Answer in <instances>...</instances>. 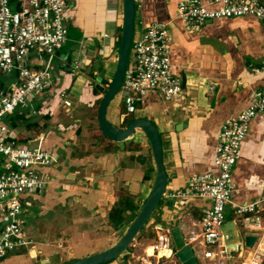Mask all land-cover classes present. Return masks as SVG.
Returning a JSON list of instances; mask_svg holds the SVG:
<instances>
[{"label":"crops","instance_id":"0c3cea01","mask_svg":"<svg viewBox=\"0 0 264 264\" xmlns=\"http://www.w3.org/2000/svg\"><path fill=\"white\" fill-rule=\"evenodd\" d=\"M65 1V24L74 32L69 36L67 29V40L53 62L54 85L33 98L28 107L19 109L12 119L9 116L4 119L7 127L5 137L19 146L31 149L41 146L57 154L55 166L40 169L49 178L47 188L22 197L37 199L46 207L44 212L54 205H61L63 211L69 213L77 204L79 210L87 212L86 220L93 225L89 227L94 231L91 239L103 238L108 244L106 251L133 222L115 227L109 218L111 210L127 200L126 209L130 212L124 218L128 220L132 211L137 215L154 186L155 167L144 134L136 131L121 143L99 140L96 134L98 97L91 94L90 85L97 77L106 78L108 65L115 66L120 48L122 1ZM134 1L133 40L141 36L147 24L165 25L172 37V75L182 82L183 78L186 86L170 102L151 94L143 107L136 110L148 115L147 119L164 135V143L161 144L167 189L149 219L147 225L150 226L146 225L136 235L118 259L123 264H139V260L152 255L149 250L156 236L155 228H160V224L167 229L178 227L183 235L189 230H200L201 217L210 208L208 201L200 198L173 200L169 195L186 187L187 180L194 175L217 173L214 146L220 127L237 121L240 112L251 103L253 93L264 89V71L253 72L254 69L260 70L264 62V24L261 21L249 16L221 18L207 21L199 30L191 32L178 19L177 6L182 0ZM202 2L209 7L210 0ZM18 3L19 0L11 1L13 10L18 8ZM98 59L103 64L97 63ZM72 62L75 65L69 72L67 68H71ZM43 64V60L33 53L27 59L26 67L37 71ZM8 75L10 79L0 81V89H9L11 85L20 83L17 71ZM105 80L108 82V78ZM61 90L67 95L69 92L71 99H78L84 108L82 111L76 105L75 109L81 115L73 124L60 130L59 109L71 111L74 108V102L70 100V109L63 106L59 99ZM124 114L125 111L118 113L115 109L111 112L117 125L122 124ZM67 129L72 132L71 137L63 136ZM33 143L36 147H32ZM146 147L149 154L145 152ZM71 174H78L75 175L78 178L74 175L68 178ZM231 178L235 189L231 203L225 208L226 222L235 220L241 229L234 213L235 207L254 203L260 209L264 224V113L251 121ZM76 235L78 240L89 236L84 230L73 232L70 239L61 237L57 248H63L64 242L73 241ZM28 241L32 243L30 239ZM27 247L20 248L22 252L9 253L2 261L4 264L6 260V264H41L44 260L49 264H64L74 261L68 256L66 259L50 255L43 257L33 246ZM246 249L238 244L236 249L228 251L225 246V262H245L239 253L245 257ZM150 260L154 262L153 258Z\"/></svg>","mask_w":264,"mask_h":264},{"label":"built area","instance_id":"2783aa9c","mask_svg":"<svg viewBox=\"0 0 264 264\" xmlns=\"http://www.w3.org/2000/svg\"><path fill=\"white\" fill-rule=\"evenodd\" d=\"M209 7L202 0H182L177 6L178 19L191 32L207 21L221 18L249 16L264 24V0H210ZM66 18L65 0H19L16 10L10 0H0V72L17 71L20 79L19 84L0 89V261L31 244L22 236L26 224L22 196L46 189L49 178L40 169L58 163L57 154L50 149L26 148L7 140L4 119L28 107L33 98L54 85L53 62L68 36ZM171 43L170 33L160 23L147 24L141 36L132 40L131 57L118 90L125 117L143 107L151 94L164 102L181 94L182 81L175 79L171 71ZM33 53L44 62L37 71L26 67ZM260 71H264V62L260 70H253ZM59 99L65 108H71L66 91L59 92ZM261 113H264V89L253 93L251 103L240 112L237 121L220 127L214 146L217 173L194 175L187 180L186 187L169 195L173 200L200 198L210 204L201 217L200 230L182 234L199 264H227L221 226L226 222L225 208L231 203L235 189L231 172L241 156V143L247 137L251 121ZM234 213L245 235L257 237L253 248L245 250V257L239 253L245 259L239 264H264V224L258 205H240ZM155 232L150 247L152 255L139 260V264H180L169 229L155 228Z\"/></svg>","mask_w":264,"mask_h":264},{"label":"water","instance_id":"95a60500","mask_svg":"<svg viewBox=\"0 0 264 264\" xmlns=\"http://www.w3.org/2000/svg\"><path fill=\"white\" fill-rule=\"evenodd\" d=\"M122 1V27L121 38L119 43V51L115 63V69L113 72L112 80L108 85L106 91L103 93L97 108V125L104 138L114 143H121L131 138L135 132L141 131L145 135L149 148L152 152V158L155 167V180L153 188L150 190L140 212L133 219L131 225H129L126 232L122 237L106 251H102L97 254L90 255L86 258L77 259L76 261L67 262L64 264H109L111 261L119 259L127 251L136 235L141 232L145 224L149 221L154 210L158 206L160 200L165 196V190L167 189V174L162 160L163 150L159 136V132L156 126L148 119H139L134 117L131 119L127 115L126 125L123 128H117L113 126L108 120L107 110L110 102L117 94L120 85L123 83L125 70L128 63V54L131 50V43L134 33V19L136 16L135 1L134 0H121ZM74 62L71 64V68H67L71 72L74 67ZM182 90L186 86L185 80L182 78ZM97 86L103 89L102 78L97 77L95 79ZM177 131V129H176ZM235 220L225 222L221 226V232L224 235V244L228 251L230 249H236L240 244L244 248L251 249L257 237L254 235H245L243 230L239 229ZM162 228L161 224L158 225ZM169 234L172 239L174 250L180 264H199L194 250L184 243L181 230L178 227H172L169 229ZM41 264H49L48 260H44ZM126 264V263H124Z\"/></svg>","mask_w":264,"mask_h":264},{"label":"rangeland","instance_id":"374dc122","mask_svg":"<svg viewBox=\"0 0 264 264\" xmlns=\"http://www.w3.org/2000/svg\"><path fill=\"white\" fill-rule=\"evenodd\" d=\"M66 27L69 30V34H70L69 36H73V32H74L73 29L70 30L67 24H66ZM130 57H131V50L129 51V54H128V60L130 59ZM97 63H100V65L103 64L102 60H99V59L97 60ZM114 68H115L114 65L112 66L108 65V67L106 68V71H105L106 78L105 79L108 78V82L112 80ZM75 73L76 72L73 71V74ZM53 77L54 79H56L55 75ZM6 79L7 80L10 79L9 75L7 73L5 74L4 72L3 73L0 72V81L6 80ZM73 96L75 97V94ZM68 99L74 102V108L71 111L63 110V108H61V110L59 109V112L57 115L61 117L60 120L62 122V124L60 125V130L66 127L68 124L69 125L73 124L77 116L81 115L79 111L75 109L76 105L78 106V108L80 109L82 108V111L84 108L83 104H81V102L78 99H75V98L71 99L69 92H68ZM114 109H115V112L118 111V113L124 112V108H123L122 101L120 99L119 92H117V94L114 96V98L110 102L108 106L107 116L109 119L108 121L113 126L117 128H121L123 124L117 125V123L115 122V118L111 115V112H113ZM138 110H140V108H138ZM129 116L131 118L145 117L146 119L148 117V115H144L140 112L138 113V111ZM71 117H74L73 121L71 120ZM149 121L152 122L151 120ZM51 123L53 122L51 121ZM54 127H51L50 129ZM138 133L140 134L141 131H138ZM71 134L72 132L69 131L68 129L65 131V133L63 132L64 137H71ZM96 134H98L97 138L99 140H103V141L107 140L106 138L103 137L98 127L96 128ZM159 136H160L161 143H164V139H165L164 135L162 133L160 134L159 132ZM107 141H110V140H107ZM32 147H36V144L33 143ZM139 147L141 146L139 145ZM140 149H142V147ZM146 150L147 151L145 152H148L149 154L150 150L147 149V147H146ZM72 175L74 174L69 175L68 178H71ZM75 175H78V174H75ZM22 200H23L22 202L24 204V208L26 209V213L24 214V219H25L26 224H25L22 236L25 240L30 239L32 241V243L27 247V249L33 246L34 249L36 251H39L43 257L50 255L53 257L58 256V257H61L62 259H66L68 256V257H73L72 259L76 261L77 259L86 258L90 255L100 253L107 248L108 244H106L103 238L95 237L94 239H91V237H94V231L89 227H93V225L90 224V221H88V219L86 220V218H88L87 212L85 211L83 212V209H81L82 211L79 210L78 209L79 206H77V204L71 207L72 209H70L69 213L63 211L61 205H54L51 209L44 212L46 207L43 206V204H40L37 199L25 196V197H22ZM69 204L70 203L68 202L67 206H69ZM40 208L42 210H40ZM149 226L147 225V227ZM82 230H84V232L89 234V236L86 239L78 240L79 237L76 235V237L73 238V241L64 242L63 248H57L58 247L57 245L61 237H67L70 239L73 232H79ZM19 249H17L15 253L22 252L20 250H23V249H20V250ZM53 260L54 258H52L51 260L52 263L54 262ZM6 263H7V260L5 264ZM0 264H4V262L0 261ZM34 264H39V263L36 262Z\"/></svg>","mask_w":264,"mask_h":264},{"label":"trees","instance_id":"16d2710c","mask_svg":"<svg viewBox=\"0 0 264 264\" xmlns=\"http://www.w3.org/2000/svg\"><path fill=\"white\" fill-rule=\"evenodd\" d=\"M10 1H12V0H10ZM93 77V76H92ZM101 78H102V85H104L103 87V89H101V88H99V87H96L97 86V82H94L93 81V83L90 85V87H91V94L93 95V96H95V97H98V104H99V102H100V99H101V97H102V95H103V93L106 91V89H107V87H108V85H110V82H107L105 79H103V77L101 76ZM19 110V109H18ZM18 110H16L13 114H11V116H9L8 118H10V119H12V117H14V115H16V114H18ZM134 118V117H133ZM132 119V118H131ZM126 120H128V119H126ZM126 120L124 121V123H123V127H125V125H126ZM45 148V147H44ZM148 178H147V176H146V178H145V180H147ZM127 205H128V201L127 200H125V201H123V202H121V206L119 207V206H117L115 209H113V210H111V212H110V215H109V218L111 219V221H113L114 222V225H115V227H121L122 226V224L125 222H132V221H134L133 219L135 218V213L132 211V213H131V215L129 216V218H128V220H126V218H124V215H127V212H130V211H127ZM150 221V220H149ZM149 221L147 222V224L149 223ZM147 224H145V226L147 225ZM145 226H144V228L141 230V232L145 229ZM123 235V234H122ZM122 235H121V237H122ZM113 263H116V264H123V262H118V259H116V260H113V261H111V263H109V264H113Z\"/></svg>","mask_w":264,"mask_h":264},{"label":"bare ground","instance_id":"6f19581e","mask_svg":"<svg viewBox=\"0 0 264 264\" xmlns=\"http://www.w3.org/2000/svg\"><path fill=\"white\" fill-rule=\"evenodd\" d=\"M149 254H151V250H149Z\"/></svg>","mask_w":264,"mask_h":264}]
</instances>
